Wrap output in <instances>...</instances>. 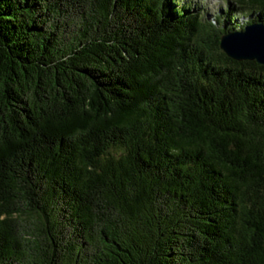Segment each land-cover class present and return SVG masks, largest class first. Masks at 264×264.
Wrapping results in <instances>:
<instances>
[{
    "label": "trees",
    "instance_id": "16d2710c",
    "mask_svg": "<svg viewBox=\"0 0 264 264\" xmlns=\"http://www.w3.org/2000/svg\"><path fill=\"white\" fill-rule=\"evenodd\" d=\"M256 22L0 0V264H264V65L219 48Z\"/></svg>",
    "mask_w": 264,
    "mask_h": 264
},
{
    "label": "water",
    "instance_id": "95a60500",
    "mask_svg": "<svg viewBox=\"0 0 264 264\" xmlns=\"http://www.w3.org/2000/svg\"><path fill=\"white\" fill-rule=\"evenodd\" d=\"M219 48L235 61H255L264 65V25L253 23L243 31L224 34L220 37Z\"/></svg>",
    "mask_w": 264,
    "mask_h": 264
},
{
    "label": "rangeland",
    "instance_id": "374dc122",
    "mask_svg": "<svg viewBox=\"0 0 264 264\" xmlns=\"http://www.w3.org/2000/svg\"><path fill=\"white\" fill-rule=\"evenodd\" d=\"M180 5L184 3L193 11H200L208 19H213L220 11L226 8V0H177ZM244 14V13H243ZM237 13L236 19L238 22H244L249 16ZM244 18V19H243ZM257 23V22H256ZM253 24V23H252ZM241 25V24H240ZM238 30V29H237Z\"/></svg>",
    "mask_w": 264,
    "mask_h": 264
}]
</instances>
